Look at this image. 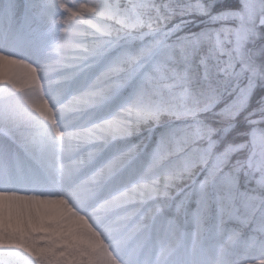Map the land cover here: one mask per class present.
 <instances>
[{
	"label": "rangeland",
	"instance_id": "374dc122",
	"mask_svg": "<svg viewBox=\"0 0 264 264\" xmlns=\"http://www.w3.org/2000/svg\"><path fill=\"white\" fill-rule=\"evenodd\" d=\"M63 1L69 14L67 17L63 11H59L58 0H39V5L29 1L28 7L33 9L35 15L25 11L26 5L22 0H0V13L7 14L9 10L14 13L10 24L5 23L7 27L5 29L10 30L12 35L9 38L0 39V51H2L0 55L7 56L9 61H19L21 62L19 64H24L27 60L21 57V52L28 44L37 48L38 38L45 44L44 52L50 53L56 44L55 35L61 34L66 19H69L67 21L74 24L77 39L73 40L76 43L107 42L103 45L107 49L105 57L102 58L103 62H111L123 55L124 59L134 63L139 69L138 83L142 82L146 75L150 76L153 99L167 110L166 117L170 114L176 116L166 124L169 126L165 128V131L177 129L182 132L186 125L192 123L186 113L190 107L197 106L198 94L201 90L207 92L210 89H218L227 96L229 92L235 93L237 86L245 87L251 83L252 92L245 110L249 107L257 86L261 84L264 88V68H261L264 65L263 48L255 49L251 53L248 51V45L253 44L264 32V19L261 18L264 13L259 10L255 19L245 13L241 21L239 12L227 11L219 17L215 15L197 22L195 26L204 24V27L188 30L189 34L203 35V45L196 50L189 43V34L176 36L175 31L168 29L167 21L163 16L158 22L150 20L145 23L139 12L132 10L122 13L111 0ZM240 2L242 3L243 0ZM192 3L199 7L204 4L203 0H192ZM50 16L52 19L47 29L43 26V20L46 22ZM117 20L125 26V29H120L121 33H118L114 26ZM20 24L24 28L22 32ZM236 25L250 29L247 43L240 51H237L234 39ZM217 35L222 41L219 46L216 44ZM45 37L47 38L44 40ZM229 40L232 42L229 43ZM128 48H131L132 52H129ZM73 51L79 52L80 50ZM202 57L207 61V64L203 66L200 64ZM7 64L10 65V69L0 72V138H4L9 146L18 150L23 156V166L27 164L24 168H29L32 162L41 164L42 161L37 156L47 159L55 154L58 155L60 148H50L47 145L46 128L40 127L39 124L36 126L24 124V114L20 111L19 113L13 111L12 102L3 104L2 98L6 99V96L13 92L16 81L12 75H14L15 66L18 65ZM100 66L98 64L96 68L89 71H97ZM196 70L198 77L194 75ZM205 71L208 72L207 79H205ZM218 73L222 74L218 75ZM51 79L59 80L57 76ZM63 100L64 98L60 95L57 103L60 106L59 109H62ZM261 101L260 109L250 114L253 117L252 121L257 124L255 129H264V126L260 125L264 122V97ZM75 116H79V119L72 125L69 122ZM179 116H185V118ZM57 117L67 126L64 133L70 144L67 153L69 163L67 168L61 164L52 171H58V177H64V180L58 178L59 181H64V184L56 186L49 179V174L44 175L35 182L29 194L37 198H50L51 191L58 190L57 192L65 202L70 204L72 213L82 217V222L78 230L68 235L60 222L52 220V215L47 216L44 210L38 208L35 198L32 205L27 206L25 210L29 222L27 223L28 232L21 230L17 233L10 230L8 224H0V264H84V262L85 264H106L105 256L111 255L108 246L113 250L115 245L122 251V259L129 264H191L177 257L173 259L180 245L184 246L186 255L189 239H191L190 247L197 249L217 248L219 238L221 239L219 245L223 247L232 244L234 248H237L250 241L264 250V198L251 197V193H244L239 197L235 193L240 174L245 177V184L250 187V190H264V143L253 142L251 134L249 141L231 149V158L240 151L246 153V158L232 172L226 168L229 159L223 163L222 173L215 176L211 183V187L213 185L212 194L208 193L211 190H207L208 187H206L202 196L200 184L208 176L209 169L216 164V155L212 153L209 155L203 151L207 148V144L191 147L190 150L193 152L190 156L185 153L186 158L179 156L172 159L169 155L159 166L151 167V153L160 139L151 138L148 142H145V139L147 135L155 133L162 119L152 125L150 124L153 121L147 122L146 124L150 125L145 130L147 134L141 138L135 135L116 139L109 144L102 154L103 157L110 158L112 155L128 151L134 143L145 145L142 149L138 147L134 153H131L126 167L121 172L100 178L96 173L101 166L102 156L98 155L89 159L85 155L95 145H81L78 140L68 135L73 127L82 124L86 127L91 126L93 122L99 121L100 116H92L89 119V113H66L62 109V111H57ZM84 121H88V124H84ZM58 122L60 121H54V124L58 125ZM0 153L10 157L8 149L1 146ZM12 159L15 160L14 155L8 162V166L5 165L4 168L13 174ZM22 162L19 160L16 165ZM193 164L201 168L193 174L190 185L180 189L177 194L180 196L176 198L177 195H175L171 201L172 188L178 180L177 177H181ZM132 182L150 183L158 188H164L166 183L169 186L165 189L166 194L161 193L146 200L143 204L117 202L116 197ZM191 194H195L193 199H201L210 195L216 204L224 201L227 202V207L230 203L231 205L228 210L225 206L215 205L214 210L216 211L214 212L217 218L204 231L206 214L204 204L192 207L187 212L186 222L181 221L177 216L180 211L185 212L182 204L189 203ZM134 207H139L140 211L131 214ZM250 208L252 209L249 210ZM243 210L245 212L257 211L261 215L257 221L259 224H253L248 232L246 230L241 233L235 230L232 223L246 224L247 220L239 217ZM97 214L108 218L105 226L112 234V238L104 242L103 246L99 242L100 239L96 240V237L100 236L99 229L102 226L99 225L102 223L97 218ZM220 218L223 220L227 218V222L232 223L222 225ZM168 231L175 234L176 245H167L163 249H157L161 245L160 235L168 234ZM221 235L224 237L222 238ZM75 242L83 243L86 249L74 248L75 245L72 243ZM101 242L103 243V240ZM148 248L150 250L146 253L145 249ZM149 254L151 256L147 257L146 255ZM261 257L264 259V254ZM113 262L122 264L121 260L116 257L113 258Z\"/></svg>",
	"mask_w": 264,
	"mask_h": 264
},
{
	"label": "snow or ice",
	"instance_id": "6c2138e0",
	"mask_svg": "<svg viewBox=\"0 0 264 264\" xmlns=\"http://www.w3.org/2000/svg\"><path fill=\"white\" fill-rule=\"evenodd\" d=\"M264 13V0H243L240 5L239 18L242 21L247 13L255 19L257 11ZM206 14V13H202ZM223 13H217V17ZM14 13L9 10L7 14L0 13V32L7 22L10 24ZM234 18V17H233ZM264 19V15L261 17ZM235 41L237 51H240L247 43L250 29L242 25H236ZM189 43L191 47L199 50L204 42L200 33H190ZM229 43L232 41L229 40ZM107 42H91L89 44L76 43L74 40H66L63 36L57 41L56 54L58 59L46 63L42 69H37L32 65H24L37 83L39 72L45 73L60 72V81L64 82L61 95L64 100L61 108L66 113H89L92 116L99 115L98 122H93L91 126L73 127L68 135L74 140H78L81 145L92 144L95 147L85 155L93 159L105 152L106 147L114 140L135 136L142 124L149 121H160L165 115L166 109L153 99L151 90V78L145 76L142 82H137L139 69L134 63L121 57L113 59L111 62H103L107 49L104 48ZM219 35L216 37V44L221 45ZM79 49V52L70 50ZM0 60L7 63L19 64V61H9L5 55H0ZM101 65L97 71L90 72V69ZM200 64L206 65L207 61L202 57ZM222 74V73H218ZM205 79L208 72L205 71ZM59 81H53L56 83ZM252 92V84L245 87L237 86L235 93L229 92L227 96L218 89H210L207 92L201 90L198 94L196 107H190L186 115L192 123L185 126V129L176 135L174 130H168L161 134V138L154 147L151 157V167H157L160 163L172 154V150L183 151L188 143H195L201 140L207 141L206 151L209 155L215 151L219 141L214 139L218 129L214 128L203 117L209 113L216 115L226 114L228 119L235 120L236 117L247 107ZM220 106V107H218ZM79 116L73 117L70 124H74ZM88 124V121H84ZM233 125H227L224 129L225 135L232 129ZM253 142L264 143V129H253L251 132ZM171 145V150H170ZM140 144H133L128 151L112 155L110 158L102 156V163L96 175L100 178L113 176L127 165L128 158L134 153ZM233 145H226L220 152L216 153V164L208 171V176L200 184V192L203 196L206 187L211 179L215 178L218 171L222 170L223 163L231 158ZM191 154H189L190 156ZM219 165V167H217ZM170 179V178H169ZM164 188L155 187L154 184L144 182H132L125 190L116 197V201L122 204H143L146 200L152 199L161 193ZM139 207H134L131 214L139 212Z\"/></svg>",
	"mask_w": 264,
	"mask_h": 264
},
{
	"label": "bare ground",
	"instance_id": "6f19581e",
	"mask_svg": "<svg viewBox=\"0 0 264 264\" xmlns=\"http://www.w3.org/2000/svg\"><path fill=\"white\" fill-rule=\"evenodd\" d=\"M58 5L60 6V12L63 11L67 17L68 12L67 8L64 5L63 0H58ZM51 16L43 20V26L49 29V23ZM64 24V28L60 35H55L56 44L53 46V49L50 53H45L44 48L45 44L42 40H39L36 43L37 48L31 47V44H28L26 48L21 52V57L27 60L24 64H18L15 66L14 75L15 85L13 92L9 93L7 98H2L6 102H12L13 111L24 114L25 122L30 126H36L37 124L40 127L46 128L45 135L47 137L48 146L50 148H60V153L50 156L49 158H37L42 161L41 166L36 164L32 170H27L25 172L24 178H16L12 173L8 172L4 166H8V162L11 160L12 156H15L17 161L22 162L23 156L16 150L12 148L4 141V138H0V146L4 149H8L10 152V157L7 156L0 163V224H8L10 230L16 231H26L28 232V219L26 215V207L31 206L32 201L37 200L38 208L46 213L47 216H51L52 220L58 221L63 226L65 232L72 233L78 230L82 217L80 215H74L70 209V205H65V201L60 195L58 190L54 189L51 191L50 198L44 197H33L29 192L33 189L35 182L44 177V175H50L49 179L56 186H60L64 181H59V179L64 180V177H58V171H52L53 169L59 167L61 164L64 168H67L69 163V157L67 155L70 144L67 142V135L64 133V129L67 127L66 124L57 117V111L60 106L57 105L59 97L61 95V89L64 88V82L58 80L59 82L53 83L52 77L57 76L60 78V72H51L45 73L44 71L39 72V80L37 83L29 73V70L24 67V65H32L37 69H42L46 63H50L53 60L58 59L56 54V45L57 41L63 36L66 40L77 39L76 33L74 31L73 23L67 21ZM12 35L10 30H4L0 33V39L9 38ZM47 37L44 38V40ZM73 50H70V54ZM2 52V51H0ZM6 52V51H3ZM9 70L10 65L6 61L0 60V72L2 70ZM61 97H63L61 95ZM59 114V113H58ZM4 118L5 115H2ZM54 121L58 122V125L54 124ZM73 125V124H72ZM71 125V126H72ZM38 127V128H40ZM45 162V164L43 163ZM23 165V162L21 163ZM21 165V166H22ZM20 167V166H19ZM97 218L100 220L102 225L99 229L100 236L96 237L100 239V244L103 246L104 242H107L108 239L112 238V234L105 226L108 218L100 217L97 214ZM119 216L117 217V219ZM160 228V227H158ZM164 230V229H163ZM173 231V230H171ZM168 231V234H161L160 240L161 245L157 249H163L167 245H176L175 234ZM174 232V231H173ZM90 233V232H89ZM93 235L92 233H90ZM69 235V234H68ZM222 238L224 237L221 235ZM103 240V243L101 242ZM221 239H217L218 247H212L208 249H200L190 247L191 239L188 240L186 255L184 252V246L180 245V248L176 251L173 257H177L182 260L189 261L191 264L194 262L196 264H264L263 248H259L258 244H253L249 241L248 244H242L240 247L234 248L232 244L227 247L219 245ZM73 242V241H71ZM74 248L79 250H85L86 247L83 243L75 242L72 243ZM227 242L225 243V245ZM110 249L111 255H106V264H114L113 258L121 260L122 264H129L125 259H122V251L119 250L116 245L113 246V250ZM193 262V263H192ZM83 264V263H82ZM85 264V262H84Z\"/></svg>",
	"mask_w": 264,
	"mask_h": 264
},
{
	"label": "trees",
	"instance_id": "16d2710c",
	"mask_svg": "<svg viewBox=\"0 0 264 264\" xmlns=\"http://www.w3.org/2000/svg\"><path fill=\"white\" fill-rule=\"evenodd\" d=\"M38 2L39 0H34ZM114 4H116L120 11L126 12V11H132L136 10L139 12L142 17L145 20V23L148 21H155L158 22L160 17H165L167 21L168 29H171L176 32V36H185L188 35L189 28H203L204 24H200L199 26H195L197 22H200L206 18L215 16L218 12L224 13L227 11H237L240 10L241 2L240 0H203V5L201 7L196 6L192 3V0H111ZM195 2V1H194ZM206 13V14H202ZM115 29L118 31V33H121L120 29H125V26H123L119 20L114 22ZM264 27V26H263ZM198 31V30H197ZM188 32V33H187ZM263 48L264 51V32L263 35H261L253 44L248 45V51L251 53L255 49ZM129 52H132L131 48H128ZM257 61L258 57L256 58ZM261 65V64H260ZM264 68V65L261 67ZM194 75L198 77V71H194ZM264 97V88H262L261 84L257 86V88L254 90L250 105L247 109L242 111L238 117H236L235 120L228 119L226 114H220L216 115L214 113H209L203 118L206 119L214 128L218 129L217 135L214 137V139L219 141V144L217 145L214 152H212L213 155H216V153L220 152L226 145H233L237 146L239 144L245 143L249 141L250 134L255 127H257V124L252 121V118L250 114L257 112L260 109V102L261 99ZM220 107V106H218ZM166 115V114H165ZM163 115L162 116V122L159 124H167L169 121L173 120L172 114L168 115L167 117ZM184 117L185 116H179ZM154 122L159 121H153L150 125H152ZM165 122V123H164ZM148 124H142L139 129L137 130L135 135L145 136L147 133L144 131L149 126ZM227 125H233L232 129L225 135L224 129ZM260 125L264 126V122H262ZM169 125H166L164 129H157L155 131L156 134H154V138H161V134L165 133V128ZM176 135H179L181 132L177 129L174 130ZM150 136H147L148 140ZM207 144L206 140H201L199 142L195 143H188L183 151H175L172 150V159H175L179 156H182L186 158L187 156L185 153L190 154L193 151L190 150L191 147L195 146L198 147L199 145ZM211 158V157H210ZM246 158V153L244 151H240L239 153L235 154L232 158L228 160L227 163V170L234 171L237 169V165L240 164L244 159ZM196 165L193 164L189 168L188 171L184 172L181 177H177L176 183L173 185L172 192H174L176 189H183L187 187L193 178V174L197 172V169H200L201 167L197 168ZM222 173V170L218 171L216 176H219V174ZM240 176L239 186L237 188L238 194H244V193H251V197H264V190L262 189H256V190H250V187L245 184V177H243L242 174ZM214 180L211 179L208 183V190H210V184ZM210 201H213L209 196L206 198V203L208 204ZM214 206V201L212 202ZM195 202L192 201L190 205H194ZM185 207V206H184ZM259 214L251 211V212H244L242 211L240 213L241 218H246L248 220L247 226L243 228V232L246 230H249V225L253 224V222L258 221ZM226 223V222H224ZM242 226L239 225L238 228ZM246 228V229H245Z\"/></svg>",
	"mask_w": 264,
	"mask_h": 264
}]
</instances>
